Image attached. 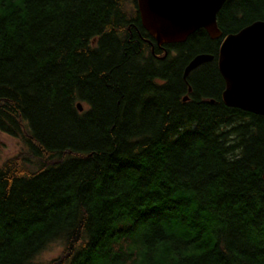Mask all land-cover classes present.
Returning <instances> with one entry per match:
<instances>
[{"label": "trees", "instance_id": "1", "mask_svg": "<svg viewBox=\"0 0 264 264\" xmlns=\"http://www.w3.org/2000/svg\"><path fill=\"white\" fill-rule=\"evenodd\" d=\"M220 42L158 46L135 0H0V264H264V116L223 104Z\"/></svg>", "mask_w": 264, "mask_h": 264}, {"label": "water", "instance_id": "2", "mask_svg": "<svg viewBox=\"0 0 264 264\" xmlns=\"http://www.w3.org/2000/svg\"><path fill=\"white\" fill-rule=\"evenodd\" d=\"M135 1L142 27L158 46L182 43L201 29L212 40L221 39L216 62L224 82L223 104L264 116L263 21L222 38L216 17L226 0ZM212 60L213 56L208 54L194 56L183 69L182 78L186 80L191 72ZM76 107L83 111L80 103Z\"/></svg>", "mask_w": 264, "mask_h": 264}, {"label": "rangeland", "instance_id": "3", "mask_svg": "<svg viewBox=\"0 0 264 264\" xmlns=\"http://www.w3.org/2000/svg\"><path fill=\"white\" fill-rule=\"evenodd\" d=\"M20 146L17 139L0 132V163L8 158H12L19 153ZM63 249L60 242L49 243L37 255L36 261L44 263L58 257Z\"/></svg>", "mask_w": 264, "mask_h": 264}, {"label": "bare ground", "instance_id": "4", "mask_svg": "<svg viewBox=\"0 0 264 264\" xmlns=\"http://www.w3.org/2000/svg\"><path fill=\"white\" fill-rule=\"evenodd\" d=\"M189 91H190V90H189ZM186 100H187V98L185 99V101H186ZM183 101H184V100H183ZM185 101H184V102H185Z\"/></svg>", "mask_w": 264, "mask_h": 264}]
</instances>
